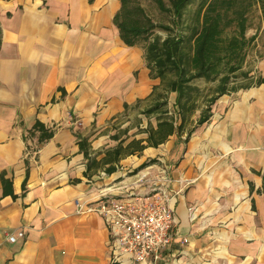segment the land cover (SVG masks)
Here are the masks:
<instances>
[{
  "label": "crops",
  "instance_id": "crops-1",
  "mask_svg": "<svg viewBox=\"0 0 264 264\" xmlns=\"http://www.w3.org/2000/svg\"><path fill=\"white\" fill-rule=\"evenodd\" d=\"M119 7L0 0V264H264V56L179 128L176 92L123 42ZM163 168L171 242L139 262L94 207L111 184L126 185L117 200L151 191L134 173Z\"/></svg>",
  "mask_w": 264,
  "mask_h": 264
},
{
  "label": "trees",
  "instance_id": "trees-1",
  "mask_svg": "<svg viewBox=\"0 0 264 264\" xmlns=\"http://www.w3.org/2000/svg\"><path fill=\"white\" fill-rule=\"evenodd\" d=\"M153 1L169 14L170 24L155 22L139 0H120L113 22L125 44L143 45L147 65L169 91L176 92L179 128L198 106L199 87L194 80L217 82L215 93L201 107L197 121L201 123L209 117L211 104L220 94L248 85L229 83L245 64L248 47L254 44L256 35L247 34L249 17L255 5L264 17V0H202L190 23H185L184 13L192 0H169V6L164 0ZM156 28L166 34L161 36ZM242 74L249 77V71ZM255 83H264V77H258ZM172 121L169 117L160 125L166 124L171 131Z\"/></svg>",
  "mask_w": 264,
  "mask_h": 264
},
{
  "label": "built area",
  "instance_id": "built-area-1",
  "mask_svg": "<svg viewBox=\"0 0 264 264\" xmlns=\"http://www.w3.org/2000/svg\"><path fill=\"white\" fill-rule=\"evenodd\" d=\"M169 181L166 168L160 169L156 175L141 169L134 173L131 184L151 182V191L117 200L112 199L109 193L126 185L111 184L98 193V205L94 209L105 217L118 253L141 262L151 257L158 258L161 251L169 246L173 216L169 195L163 185ZM22 235L21 231L10 234L8 240L15 241Z\"/></svg>",
  "mask_w": 264,
  "mask_h": 264
},
{
  "label": "rangeland",
  "instance_id": "rangeland-1",
  "mask_svg": "<svg viewBox=\"0 0 264 264\" xmlns=\"http://www.w3.org/2000/svg\"><path fill=\"white\" fill-rule=\"evenodd\" d=\"M166 5L169 6V0H164ZM202 0H192L186 7L184 13L185 23H190L194 21L195 13L197 11L198 5ZM141 5L144 7L146 12L151 16V18L155 22L161 23H169L170 24V16L167 12L161 11L155 4L153 0H139ZM249 28L247 30L248 35H256V39H254V44L248 47V56L247 62L243 64L242 69L236 72L235 78L231 80L229 86L231 85H244L251 82L249 77H244V71H253V67L255 66L257 59L261 56H264V17L262 16L257 5L254 6L253 10L250 13L249 17ZM182 30V29H181ZM184 33L188 30L184 27ZM156 33H159L161 36H164L166 32L160 28L155 29ZM257 43V44H256ZM195 85H198L199 92L198 96V105L201 103H205V99L210 95L214 94V88L217 84L216 81L208 82L204 79H195ZM196 94V93H195Z\"/></svg>",
  "mask_w": 264,
  "mask_h": 264
}]
</instances>
